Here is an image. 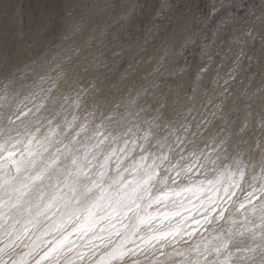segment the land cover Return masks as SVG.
Returning <instances> with one entry per match:
<instances>
[{
	"label": "snow or ice",
	"instance_id": "obj_1",
	"mask_svg": "<svg viewBox=\"0 0 264 264\" xmlns=\"http://www.w3.org/2000/svg\"><path fill=\"white\" fill-rule=\"evenodd\" d=\"M72 7L67 0L68 16ZM162 7L171 8L177 25L219 17L220 32L234 18L229 10L241 4L211 0L205 11L193 0H163ZM257 7L264 15V0L249 14ZM260 38V48L252 56L242 49L235 63L255 60L264 75V31ZM10 60L6 53L0 68L9 83ZM88 92L70 83L60 108L87 106ZM220 95L211 115L232 98L231 111L243 112L239 134L248 147L242 151H230L228 138L216 136L201 148L192 139L199 123L190 131L187 116L161 119L159 111L143 127L115 132L103 119L90 128L75 115L62 122H55L60 112L39 116L44 104L33 101L0 117V264H264V88L232 97L225 87ZM257 123L260 137L245 140ZM245 235L260 243H233Z\"/></svg>",
	"mask_w": 264,
	"mask_h": 264
},
{
	"label": "rangeland",
	"instance_id": "obj_2",
	"mask_svg": "<svg viewBox=\"0 0 264 264\" xmlns=\"http://www.w3.org/2000/svg\"><path fill=\"white\" fill-rule=\"evenodd\" d=\"M66 2L0 0V68L5 54L11 53L8 67L15 74L11 83L0 74V117L14 112L23 101L42 102L44 97L51 96L37 115L60 112V119L56 117L55 122L71 120L75 115L77 123L85 118L93 120L91 128L103 119L105 126L115 132L138 122L143 127L144 118L152 120L159 111L163 114L161 119L187 116L185 122L190 123V131L197 130L195 126L199 123L198 133L205 132L192 138L199 147H204L205 140L211 142L209 139L214 136L227 137L230 151L248 147L240 140L243 134H239L243 112L231 111V97L225 101L223 111L216 116L211 113L216 111L213 105L224 100L220 93L225 87L232 97L264 88V75L255 60L240 57L241 66L235 63L242 49L252 56L253 49L260 48L264 15L258 7L249 14L250 6L259 4L260 0H236L241 7L229 10V16L234 18L228 19L227 27H222L220 32L215 31L219 17L206 24L194 25L190 21L175 24L171 8L162 7L163 0H73L71 16L67 15ZM193 2L207 11L206 5L211 0ZM89 3L95 6L85 8ZM201 68L206 71L201 72ZM231 76L236 79L232 80ZM144 79L149 80L147 85ZM225 80L229 81L228 85L224 84ZM70 83L77 90L89 89L87 106L76 109L65 104L60 108ZM121 91L132 94L122 95ZM212 97L215 99L209 104ZM252 103L258 112L259 93ZM89 112L94 115H88ZM258 120L259 116H255V121ZM260 135L257 123L244 139L254 141ZM259 159L257 151V164ZM233 243L246 248L260 241L245 235L237 236ZM180 246L186 247L176 245ZM255 259L260 260L259 253Z\"/></svg>",
	"mask_w": 264,
	"mask_h": 264
},
{
	"label": "bare ground",
	"instance_id": "obj_3",
	"mask_svg": "<svg viewBox=\"0 0 264 264\" xmlns=\"http://www.w3.org/2000/svg\"><path fill=\"white\" fill-rule=\"evenodd\" d=\"M60 65H61V64H60ZM149 70H150V69H149ZM149 70H148V71H149ZM64 71H65V70H64ZM59 73H62L61 70H60ZM147 74L149 75V72H148ZM151 74H152V72H151ZM151 74H150V75H151ZM153 74H154V73H153ZM153 74H152V75H153ZM155 76H156V75H155ZM150 77H152V76H150ZM150 77H149V76H147V77L145 76V78H148V79H149ZM152 78H154V77H152ZM155 78H156V77H155ZM148 79H147V80L144 79V82H145V80H146V85H147V82L149 81ZM150 80H151V78H150ZM54 81H55V80H54ZM152 81H153V79H152ZM142 82H143V80H142ZM142 82H141V84H143ZM150 82H151V81H150ZM150 82H149V83H150ZM149 83H148V84H149ZM151 83H152V82H151ZM151 83H150V84H151ZM54 84H55V83H54ZM141 84H140V85H141ZM120 85H121V84H120ZM132 85H133V84H132ZM134 85H135V83H134ZM134 85L132 86L133 89H134ZM146 85H145V86H146ZM55 86H56V85H55ZM141 87H142V86H141ZM130 88H131V86H130ZM138 88H139V87H138ZM121 90H122V89H121ZM125 90H126V89H125ZM129 90H130V89H129ZM136 91H137V90H136ZM124 92H125V91H124ZM134 92H135V91H134ZM55 93H56V92H55ZM122 93H123V92L121 91V94H122ZM125 93H126V92H125ZM125 93H123V94H125ZM128 93H129V91H128ZM128 93H126V94H128ZM119 94H120V93H119ZM121 94H120V95H121ZM123 94H122V95H123ZM129 94H130V93H129ZM131 94H132V93H131ZM131 94H130V95H131ZM45 95H46V94H45ZM53 96H54V95H53ZM121 97H122V96H121ZM123 97H125V96H123ZM50 98H52V97H51V96H50V97H47V96H46V98L44 97V99H43L44 101H42V102H34V101H33V102H34V103H44L46 100H48V99H50ZM126 98H127V97H126ZM118 99H119V98H118ZM22 101H23V100H22ZM29 101H30V100H29ZM29 101L27 100L26 102L23 101V103L17 104L16 107H15V111H16V109H17L18 106H19V107H23L24 105H27V107H32V103H30ZM31 101H32V100H31ZM113 101H114V100H113ZM190 101H191V100H190ZM192 102H193V101H192ZM112 103H113V102H112ZM115 103H117V100H116ZM25 110H27V109H25ZM34 111H35V109H34ZM107 111H108V110H107ZM40 113H41V111H40ZM37 114H38V113H37ZM30 115H31V114H30ZM64 116H66V115H64ZM136 116H137V115H136ZM58 117H59V118H58ZM209 117H210V116H209ZM57 118H58V120H59V119H60V116H57ZM63 118H65V117H63ZM136 118H137V117H135V119H136ZM144 119L148 120L147 118H144ZM144 119H143V120H144ZM61 120H62V117H61ZM63 120H64V119H63ZM123 120H124V119H123ZM132 120H133V119H132ZM132 120H131V122H132ZM139 120H140V118H139ZM205 120H206V119H205ZM205 120H204V121H205ZM90 121L94 122L93 120H90ZM129 121H130V120H129ZM141 121H142V117H141ZM92 122H91V125H93ZM125 123H126V122H125ZM132 123H133V122H132ZM138 123L140 124V122H138ZM95 124H98V123L95 122ZM95 124H94V125H95ZM126 124H128V123H126ZM129 124H130V123H129ZM136 124H137V123H136ZM130 125H131V124H130ZM128 126H129V125H128ZM141 126H142V125H141ZM203 127H204V126H203ZM124 128H125V127H124ZM201 128H202V127H201ZM195 131H196V130H195ZM201 131H202V130H201ZM203 132H205V131L203 130ZM203 132H201V133L199 132V133H200V134H203ZM199 133H198V134H199ZM224 133H225V132H224ZM206 134H207V133H206ZM202 136H203V135H202ZM204 136H205V134H204ZM208 136H209V135H208ZM208 136H207V138H208ZM220 136H221V135H220ZM222 136H223V135H222ZM224 136H226V134H224ZM198 137H199V136H198ZM200 137H201V135H200ZM217 137H218V136H217ZM201 138H202V137H201ZM204 138H205V137H203V140H204ZM209 138H211V137H209ZM209 138H208V139H209ZM218 138H219V137H218ZM205 139H206V138H205ZM209 140H211V139H209ZM205 141H206V140H205ZM209 142H210V141H209ZM203 146H204V145H203ZM201 147H202V146H201ZM234 148L236 149V147H234ZM232 149H233V148H232ZM236 150H237V149H236ZM236 150H235V151H236ZM238 150H239V148H238ZM231 151H232V150H231ZM246 154H247V153H246ZM256 203H259V202L256 201ZM177 246H178V245H177ZM182 246H183V245H182ZM186 246H187V245H186ZM180 247H181V246H180ZM184 247H185V246H184ZM177 248H178V247H177ZM168 251H169V250H168ZM170 251H172V249H171ZM141 258H143V257H141ZM178 260H179V259H178Z\"/></svg>",
	"mask_w": 264,
	"mask_h": 264
}]
</instances>
